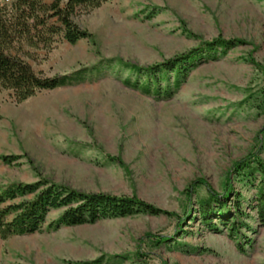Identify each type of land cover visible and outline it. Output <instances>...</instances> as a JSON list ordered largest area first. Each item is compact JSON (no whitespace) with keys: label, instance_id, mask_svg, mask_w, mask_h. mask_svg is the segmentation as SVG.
<instances>
[{"label":"rangeland","instance_id":"1","mask_svg":"<svg viewBox=\"0 0 264 264\" xmlns=\"http://www.w3.org/2000/svg\"><path fill=\"white\" fill-rule=\"evenodd\" d=\"M73 19L93 37L26 47L33 68L52 77L112 61L100 76L24 101L0 88V155L18 156L0 161V187L44 177L80 191L137 196L172 214L139 212L0 238V264H264V225L248 207L259 173L232 176L228 207L235 210L240 194L249 213L234 211L245 223L239 234L231 232L234 219L224 225L218 217L217 203V226L201 211L209 188L224 193L236 161L252 153L264 161V0H107L78 8ZM218 37L235 43L196 62L171 97L123 82L131 73L118 59L152 65Z\"/></svg>","mask_w":264,"mask_h":264},{"label":"trees","instance_id":"2","mask_svg":"<svg viewBox=\"0 0 264 264\" xmlns=\"http://www.w3.org/2000/svg\"><path fill=\"white\" fill-rule=\"evenodd\" d=\"M107 0H6L0 4V88L12 90L18 101L35 96L42 90H51L75 82L87 80L101 72L112 59H100L92 67H82L52 77L41 76L27 61L23 53L26 47L50 48L61 36L70 44L91 39L92 34L82 29L73 19L78 8L95 9ZM234 40L218 37L206 42L205 47L193 48L166 61L140 66L118 61L128 67L131 75L125 77L126 86L155 97H171L185 82L193 67L207 54L218 53L219 48L227 52ZM264 68V66H263ZM1 118V117H0ZM18 159L14 154L0 155V161L12 164ZM115 159V158H113ZM257 173L259 183L254 204L248 207L256 210L257 218L264 225V161L257 154H250L236 161L228 176L223 194L209 188V198L203 201L201 211L211 226V215L218 211L213 203L220 205L219 218L224 225L234 219L231 232L239 234L245 225L236 219V214L249 215L240 202V194L234 201V211L228 207L233 189L232 176L253 177ZM199 183H206L199 180ZM191 195V194H190ZM52 210H62L53 221L47 222ZM144 212L153 215H171L168 210L146 202L137 196H117L103 192H86L55 183L44 177L34 182L13 181L0 187V238L7 240L15 235H27L45 230H58L63 226L92 224L104 218L126 217ZM166 240L165 237H163ZM163 240V239H161ZM160 240V241H161ZM240 250L245 248L239 244ZM140 256L145 254L139 253ZM97 259L77 264H101Z\"/></svg>","mask_w":264,"mask_h":264}]
</instances>
